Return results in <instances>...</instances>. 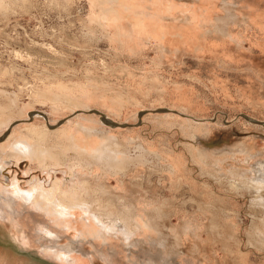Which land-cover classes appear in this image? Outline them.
Instances as JSON below:
<instances>
[{
  "label": "rangeland",
  "instance_id": "rangeland-1",
  "mask_svg": "<svg viewBox=\"0 0 264 264\" xmlns=\"http://www.w3.org/2000/svg\"><path fill=\"white\" fill-rule=\"evenodd\" d=\"M0 1V120H29L15 125L0 145V165L6 166L5 171L0 166V204L10 198L4 190L12 189L13 178L23 189L37 182L51 189L58 181L68 191L77 181L86 182L91 189L81 191L84 200L102 210L107 222L129 207L133 215L141 213V224L151 226L139 227L136 244L128 246L121 234L104 238L92 213L78 205L58 217L52 207L26 208L17 200L15 213L0 218V264H264L262 207L248 188H231L247 181L239 175L264 160V126L245 117L264 120V0L139 1L120 10V25L140 37L137 48L97 27L91 19L94 0ZM186 25L194 28L182 30ZM181 92L191 106L174 100ZM157 108H169L173 116L151 111ZM84 109L136 124L131 135L166 140L182 152L183 141L208 148L199 163L189 164L196 182L205 184L204 197L186 183L175 188L156 168L144 167L130 173L124 186L120 175L109 176L107 191L122 193L108 206L91 196L99 187V168L71 171L52 160L46 167L16 161L10 145L19 138L43 148L66 145L63 135L69 130L93 124L97 114L79 113ZM36 112L45 113L51 125L62 120L61 129L45 127L47 120ZM70 156L76 161L74 151Z\"/></svg>",
  "mask_w": 264,
  "mask_h": 264
},
{
  "label": "bare ground",
  "instance_id": "bare-ground-1",
  "mask_svg": "<svg viewBox=\"0 0 264 264\" xmlns=\"http://www.w3.org/2000/svg\"><path fill=\"white\" fill-rule=\"evenodd\" d=\"M94 1L96 3V9H95L94 13L92 14L91 19L97 21V27L101 28V30L103 32L109 33L110 38H112V40L118 41L122 45L137 48L138 44L141 41L140 37L135 34L134 30H136V29L132 30V29L126 28L125 27L126 25L124 27H122V25H120L121 24V17L123 18L120 10H122V8H128L129 5H132V4L141 5L142 3H140V2H142L143 0H94ZM0 3H1V1H0ZM181 12H183V11H181ZM145 14H149V12H145ZM232 16H233V12L230 13L229 17H232ZM126 19H127V17H126ZM161 19H162V17H161ZM232 19L233 18H231V20ZM223 20L226 21V23H227L226 25L229 24L227 22L228 19L227 20L223 19ZM223 20H221V21H223ZM231 20H229V21H231ZM137 22H138V20H137ZM125 24H126V22H125ZM219 25H220V23H219ZM127 26L129 27V25H127ZM90 28H93V27L90 26ZM192 28H194L193 25H186V26L181 27L182 30H190ZM93 31H95V28L93 29ZM96 31H97V29H96ZM107 38H108V36H107ZM61 99H62V97H61ZM64 100H66V99H64ZM174 100L177 101L178 103H183L184 105H190V106L192 105L191 98L188 95L182 94V92ZM0 108H3V107H0ZM2 110H4V109H2ZM78 111H80L79 113H84V114L87 112V113H94L95 115L96 114L101 115L100 113L90 112L91 110L89 111L87 109L78 110ZM149 111L150 110H148L147 112H149ZM151 111L152 112H159V111H154V110H151ZM166 111H170V109L167 108V110L162 111V112H166ZM147 112H144L142 114H146ZM171 112L173 113L174 111L171 110L169 112L170 113L169 115L173 116V114ZM33 113H31V114H33ZM36 113H38L40 115H44V117L48 123L47 125H45V127L50 128L52 130H58L60 128L59 125L62 122V120H61V122H58V124L56 123L54 125H51L50 120L45 113H42V112H36ZM159 113H161V112H159ZM0 114H1V112H0ZM38 114H37V116H39ZM175 114H179L180 117H181V115L184 117H187L185 114L178 113L176 111H175ZM104 115L107 119L111 120L110 116H108V115L106 116V114H104ZM9 116H12V115H9ZM96 116H93V118H92L93 124H91V125L90 124H83V123L79 124V126H75V128H73L71 131L69 130L68 133L64 134L63 135V137H64L63 141L66 142V145L62 144V146H60L61 145L60 144V145H58L57 149H53L55 146H53V147L51 146L52 148H49V147L43 148L41 146V144H40V146L38 144L35 145L34 143L31 142L30 139L19 138V139L15 140L10 145L12 154L14 155L17 162H21L23 160L26 161L27 159H30L32 161H38L43 167L50 165L48 160H52L51 163L57 167H59L62 163L68 164L70 166L71 171H74L76 168H78V166H81L82 168L85 167V169H89V170H93V171L95 168H99V170L101 171V175L97 176V178L99 180V187L96 190H94V192H93V194H91V196L94 199H96L98 202L100 201V203H101L102 199L108 201L107 202L108 206H111V205L115 206L114 204H116L117 197H120L119 195L122 193L120 191L116 192V190H118V188L114 189V192H113L114 195H111V193L109 191H107L108 189L105 185L107 184V181L111 180V178L109 176L110 175H116V176L120 175L121 177H118L117 181L122 184L121 186H124V184L126 182L125 181L126 177L130 173L133 174L136 171L143 169L144 167H147L150 170L153 168H156L157 169L156 171H158V173L160 175H162V176L165 175L164 177L171 180V185L174 186L175 188L182 187V185L184 183H186L190 189H193V192H196L198 197H201V198L204 197V195L206 194L205 193L206 188L203 187V185H205V184L200 185L199 183L196 182L197 177H195L191 173L190 168H189V164H190V161H194V163L195 162L199 163V160H202L201 159L202 156L204 154H206L204 152V150L208 151V148L206 147V145H205V147L207 149H205V148L203 149V146L202 147L198 146L197 144H199V143L195 142L194 140H191V142L183 141V148L185 149V151H184L185 153H184L182 151L175 149L172 146V144H169V142H167L166 140L156 139L154 141H151L150 139L141 138L140 136H138L139 134L133 135L134 134L133 133L131 135L130 132H133L131 130H133V127L136 124H133L132 126H121V125L112 126L111 124H108L107 122H105V120L102 118V116H101V118H102L103 122L100 121V119H99L100 117L97 118ZM139 116H140V114H139ZM5 118H4V120H5ZM2 120H0V127L3 129L2 130V132H4L3 135H5V133L8 131L5 135V137L6 136L10 137L9 133H11L13 131V128L15 125L23 123V122L27 123L29 121L26 118L22 119V120H15V121L6 119L8 121L5 120L6 123H4V121H2ZM194 120L199 121L196 118H194ZM112 121L116 122L115 120H112ZM249 121L252 122L251 120H249ZM2 123H4V124L2 125ZM117 123L121 124V122H117ZM129 124H131V123H129ZM255 124H257V123H255ZM260 125H262V124H260ZM31 128H33V127H31ZM125 130H127V131H125ZM29 132H31V131H29ZM45 132H46V130H45ZM50 132H55V131H50ZM193 135H195V134L193 133ZM15 137H17V135ZM197 137H198V135H197ZM4 138L2 140H0L1 146L3 144L2 141H4ZM8 149H10V148H8ZM132 150H133V152H132ZM69 151H74L76 153V155H77L76 159H75L76 161L71 159V156H70V158L67 157L69 154ZM218 151H219V149H218ZM222 151L220 149V152H222ZM210 152L212 153V151H210ZM214 153H215V151H214ZM260 153H263V152H260ZM12 154H10V155H12ZM186 154H187V156H189V158H187ZM209 156H208V158H209ZM212 157L214 159V162L211 161L212 158L208 159V161L215 163V165L213 164L214 168L220 169L221 166H220L219 159L216 157V155H213ZM67 158L70 160L68 161ZM72 158H75V155L72 156ZM205 160H207V159H205ZM211 162H210V164H211ZM1 167H2L3 171H5L6 166L2 165ZM49 167H51V166H49ZM251 168L252 169L248 171L250 174H248L245 171L241 175H239V173H238V175L241 176L242 179H246L247 181H244L243 183L242 182H238V183L235 182L234 184H231V188L232 189L236 188V190H239L241 187H244L246 189L248 188L249 191L253 193V196L255 197L256 202H259V205L262 207V209L260 208L261 209L260 221L262 222V224H264V160L258 162L257 164L252 165ZM218 176H219V178H217ZM222 176H224V175H222ZM213 177L217 181H218V179L221 178L220 175H217L216 173L213 174ZM223 178H225V177H223ZM129 180L132 181L131 178ZM223 180L225 181V179H223ZM228 181H226V182L228 183ZM226 182H224V184H226ZM20 184L18 183L17 178H13L12 189L6 188V190H4L6 192H9V194H7V196H10V198H8V199L6 198L7 200H6L5 204H4V202L0 204V218H4V219L8 218V215L10 212L15 213V206L17 204V200H20L21 205L26 207V208L30 207L32 204H36L38 207H43L46 210H47V208L52 207L49 209H52L53 212L58 217H63L64 215H66L67 212H69L70 207L72 205H74V206L76 205V207L78 205V207H81V209L86 214L88 212L92 213L93 219L101 226V229L99 228L100 234L104 238H107L108 236L110 237L113 234H121V236L125 240V243H127L128 246H130V244L131 245L136 244V243L135 244L133 243L135 241V240L133 241V239H134L133 236L139 227H141V226L151 227L148 222H146L145 224H141L140 220H139V218L141 217V215H140L141 213L139 212V213H137V215H133L134 211L133 212L131 211L133 208L129 209V207H128L129 205L127 206L128 209L119 211V213L117 215L118 217L116 216V218L112 219L111 221L108 219L110 222L109 221L107 222L104 219L103 213L101 212L102 210L99 211L97 209L92 208V206H90L88 203H86V200H84L85 197H83V194L81 193V191H86V190L91 189L90 187H87L88 184L86 182L83 185H81V183H79L77 181L76 184L73 183L74 185L69 187L70 189L68 191H64L60 187V184L58 181H54V184H53L51 189H47L45 187L46 185L44 183H41V182L35 183L29 189H23L20 186ZM195 188H197V189L194 190ZM227 189H230V188H226V190ZM241 189H243V188H241ZM107 192H109L110 194L107 195ZM0 195H2V194H0ZM133 198H135V197H133ZM139 199H137V202L138 201L141 202V200H139ZM222 199H225V198H222ZM107 205H106V207H107ZM131 206H133V204ZM134 206H136V205H134ZM136 207H135V210H136ZM139 208H141V207H139ZM137 209H138V207H137ZM224 212H226V211H224ZM106 215H107V217L112 218L113 214H111V212H108ZM134 216H135V218H134ZM141 221H143V220H141ZM229 224H231V223H229ZM216 225H217V223H216ZM263 227H264V225H263ZM262 233H263V230H262ZM136 234H137V232H136ZM135 242H137V241H135ZM155 243H156V241H155ZM162 243H164V242H162Z\"/></svg>",
  "mask_w": 264,
  "mask_h": 264
},
{
  "label": "water",
  "instance_id": "water-1",
  "mask_svg": "<svg viewBox=\"0 0 264 264\" xmlns=\"http://www.w3.org/2000/svg\"><path fill=\"white\" fill-rule=\"evenodd\" d=\"M165 110H167V108H157V109L154 110V111L162 112V111H165ZM147 111H148V110H143L142 112L144 113V112H147ZM90 112L100 113L101 116H102V118L105 120V122H107L108 124H111L112 126H118V125H121V126H132V125H133V124H129V123H121V124H119V123H117V122H114V121H112V120H109V119H107V118L105 117L104 113L100 112V111L97 110V109H93V110H91ZM31 115H32V114L30 113V116H31ZM245 117H246L248 120H251V121L254 122V123L264 125V120H258V119L251 118V117H248V116H245ZM7 132H8V131H7ZM7 132H6V133H7ZM6 133H5V135H6ZM5 135L1 136V137H0V140H2V139L5 137Z\"/></svg>",
  "mask_w": 264,
  "mask_h": 264
}]
</instances>
